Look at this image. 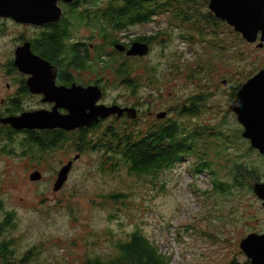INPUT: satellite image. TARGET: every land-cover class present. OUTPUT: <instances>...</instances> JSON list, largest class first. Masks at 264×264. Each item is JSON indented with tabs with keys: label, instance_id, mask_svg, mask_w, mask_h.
I'll return each mask as SVG.
<instances>
[{
	"label": "rangeland",
	"instance_id": "374dc122",
	"mask_svg": "<svg viewBox=\"0 0 264 264\" xmlns=\"http://www.w3.org/2000/svg\"><path fill=\"white\" fill-rule=\"evenodd\" d=\"M108 1L104 0L103 6ZM180 4L186 13L197 12L183 22L182 28L173 19L176 9H166L149 23L117 33L116 37L127 44L140 38L150 41L151 50L146 57L129 61L100 39L95 27L73 26L68 43L91 44V60L97 56L94 46L101 45L108 63L106 68L94 63L85 70L74 71L77 81L86 85L101 80L104 102L133 106L140 114L133 120L103 123L86 134L90 145L80 150L73 145L75 134L69 135L61 146L41 151L31 147L32 134L3 132L0 244L10 243L13 255L9 262L90 264L98 260L108 264L118 257L117 246L139 233L161 251L169 264H252L239 245L249 234H264L263 201L253 191V183L264 180V167L259 168L264 161L240 138L243 128L230 106L237 86L264 69V46L258 47L261 34L256 42L249 43L215 14V19L206 18L212 17L210 0H181ZM61 6L64 15L68 14ZM87 7L83 1L82 11ZM213 20L217 21L216 26L212 25ZM5 24L0 33V105L2 99L13 97L19 90L21 74L8 71L14 70L11 61L18 38L41 34L36 26ZM155 36L156 40H152ZM117 59L120 64L134 65L136 73L144 77L136 89L137 96L114 82L113 65ZM143 72L152 78V83H148ZM205 87L212 92L203 94L208 96L204 103L196 113L183 115L180 109L189 97ZM40 104L37 97L24 96L21 105L26 111ZM9 106L7 103L2 108ZM162 112H167V119L205 130L201 133L208 136L205 141L199 139V149L183 164L156 174L137 175L130 172L120 155L111 156L100 147L101 139L108 135L107 128L144 136L150 126L161 121L157 115ZM218 134H225L222 139L228 135L229 139L222 143ZM210 138V144L203 148ZM76 155L80 156L68 181L55 192L59 170ZM200 156L208 158L211 167L197 174L195 166ZM232 165L240 166V174L245 176L241 185L230 178ZM35 171L42 173L41 180L30 179ZM211 173H216L217 182L228 184L224 192L215 189ZM0 261H4L1 255Z\"/></svg>",
	"mask_w": 264,
	"mask_h": 264
},
{
	"label": "trees",
	"instance_id": "16d2710c",
	"mask_svg": "<svg viewBox=\"0 0 264 264\" xmlns=\"http://www.w3.org/2000/svg\"><path fill=\"white\" fill-rule=\"evenodd\" d=\"M83 1L88 6L83 11L81 9ZM104 0H75L73 4L66 6L68 14L64 15V18L56 24H47L43 27H35L41 31L40 36L35 38H28L26 40H32L34 43V50L38 52L44 58L52 61L60 67V81L61 82H73L76 81L73 76L72 70H85L92 64L103 65L106 68L108 63L104 60L103 55L105 51L102 50L101 45L95 46L96 59L93 61L89 58L90 46L79 43H68L72 36L73 26L93 28L95 27L99 33L100 39L107 42L109 46H113L115 43H120L121 40L116 37L118 32L125 31L131 26L138 24H146L151 21L156 13L165 11L166 9H176V15H174V22L180 23L179 27L185 26L183 22L196 15L195 10H190L186 13L185 9H182L180 4L181 0H109L105 6H103ZM80 14V15H79ZM212 15V14H211ZM78 18L75 20V18ZM198 21H201V16H196ZM215 19L214 16L206 17ZM213 26L217 25V21L213 20ZM95 37V35L93 34ZM156 40V36L152 40ZM143 42H150L149 39H137ZM152 42V41H151ZM124 45L125 42H121ZM79 44V45H78ZM129 45V44H128ZM84 47L87 56L84 53L79 52V48ZM69 52L70 55H66ZM116 54H120L114 51ZM114 56L112 54H108ZM116 61L113 65L114 82L122 84L131 90L132 96H137L136 89L140 82L144 80V77L137 74V67L130 66V63ZM192 72L195 70H191ZM144 73V72H143ZM148 80V83H152V78L144 73ZM197 75V73H195ZM188 78V76H187ZM101 80L96 83H100ZM242 84L238 85L234 92H238ZM209 87L201 88L196 95L190 96L185 105L180 109L181 113L185 116L196 113L204 101L207 99V95H203L207 92L210 94L212 91L207 90ZM27 92V90H24ZM21 107V106H20ZM19 106H14V101L10 104L9 112L18 114L20 111ZM23 109V108H22ZM2 113V111H1ZM235 115V114H234ZM1 116V114H0ZM237 117V116H236ZM189 121V119H187ZM162 121L164 123H162ZM238 121V120H237ZM239 124V122H238ZM102 125V124H101ZM101 125L95 124L92 127H86L71 132H63L60 130H36V131H24V133L32 134L31 147H36L41 151H47L61 146L68 140V136L75 134L76 141L74 146L80 150L87 148L90 144L87 141V133L92 132L99 128ZM123 130H129L126 127ZM200 128L189 127V123L181 120H172L165 118L153 124L148 128L147 133L144 136H138L133 132H115L116 128H107V136H104L100 141V147H104L108 153L120 155L124 163L129 165L130 172L139 174H156L161 171H167L174 168L176 165H181L186 161L188 156H191L199 149V139L206 140L208 136L202 135ZM207 131H212L211 128H206ZM7 131L9 134L14 133L12 129L6 130L5 127L0 128V138L3 132ZM106 132V131H105ZM34 133H40L39 136L34 137ZM241 133V132H240ZM209 135L210 133H207ZM216 135V133H214ZM225 134H218L219 138ZM212 136V135H209ZM229 139L228 135L222 139V143H226ZM212 138L202 146L205 148L210 144ZM103 143V144H102ZM33 145V146H32ZM97 146H93L95 148ZM2 150L3 148L0 147ZM211 167V162L208 158L200 156V162L195 166V172L201 174L206 172ZM240 167V166H238ZM236 182L241 185V180L245 179L241 173V169H237ZM214 177L215 189L222 193L227 189L228 184L224 182H217L216 173H211ZM7 222V221H6ZM7 225V224H5ZM8 244H0V255L5 260L6 264H15V262H9V258L12 257L13 251L8 247ZM119 255L116 260L108 264H169L161 251L154 247L153 244L139 233H134L130 237L128 242L120 243L117 246ZM87 264V263H86ZM90 264H104L96 260Z\"/></svg>",
	"mask_w": 264,
	"mask_h": 264
},
{
	"label": "water",
	"instance_id": "95a60500",
	"mask_svg": "<svg viewBox=\"0 0 264 264\" xmlns=\"http://www.w3.org/2000/svg\"><path fill=\"white\" fill-rule=\"evenodd\" d=\"M74 1L0 0V17L11 18L25 26L43 27L59 23L63 16L60 4H72ZM209 9L217 18L227 21L249 43L256 42L261 34L258 47L264 46V0H210ZM114 48L119 52L126 50L122 44H115ZM149 50L147 44L136 42L126 52V56L144 57ZM13 65L28 76L26 84L30 93L43 95L44 102L56 104L52 111H28L0 118V124L8 125L15 131L62 129L71 132L90 127L113 115L121 117L127 113L129 117L136 118L137 111L134 108L97 105L103 95L98 86H58V67L35 54L30 42H25L15 50ZM59 109H66L69 114L62 115ZM230 110L244 127L243 138L250 141L253 149L264 154V69L241 86ZM165 116V113H161L157 117L163 119ZM79 156L76 155L59 170L54 184L55 192L60 191L68 181L73 164ZM42 177L40 171H35L30 179L38 181ZM253 191L263 201L264 209V184H254ZM239 246L252 264H264V234H249L241 240Z\"/></svg>",
	"mask_w": 264,
	"mask_h": 264
},
{
	"label": "flooded vegetation",
	"instance_id": "af4514ba",
	"mask_svg": "<svg viewBox=\"0 0 264 264\" xmlns=\"http://www.w3.org/2000/svg\"><path fill=\"white\" fill-rule=\"evenodd\" d=\"M74 3V2H73ZM72 3V4H73ZM65 8H66V6L67 5H71V4H64V3H61ZM61 4H60V6H61ZM62 7V6H61ZM63 9V8H62ZM212 13V12H211ZM80 15V14H79ZM155 15H157V13L155 14ZM154 15V16H155ZM212 15H214L213 13H212ZM215 17V16H214ZM64 18V10H63V16H62V19ZM61 19V20H62ZM5 21L6 22H10L11 24H15V25H21V26H25V25H23V24H20V23H17V22H15L13 19H11V18H1L0 17V33H2L4 30H5V26H6V24H5ZM56 24V23H55ZM138 25H140V24H138ZM136 26V25H135ZM19 40H18V46L15 48V50L19 47V46H21V45H23L25 42H30L31 43V45H32V50H33V52L35 53V54H37V55H39V56H41L40 54H38V52H36L35 50H34V48H33V46H34V43H33V39L32 40H26L25 38H24V36H20L19 38H18ZM136 42H140V43H143V44H147L148 46H149V48H150V50H151V44H149L148 42H143V41H139V40H134V41H132V43H125L126 45H124L123 43H115V44H122V45H124L125 47H126V50L124 51V52H119V51H117L115 48H114V45H113V49H114V51H117V52H119L120 54V56H125V58H127V60L129 61V60H133V59H137V58H143V57H127L126 56V52L130 49V47L132 46V44L133 43H136ZM79 44H85V43H79ZM78 44V45H79ZM87 45V44H86ZM88 46H90V48L92 47V45L90 44V45H88ZM95 47V46H94ZM89 48V52L88 53H90V51H91V49ZM79 50V52H82V53H84L83 55H85V56H87L88 55V53L86 52V50H85V48L84 47H82V48H79L78 49ZM94 50H95V48H94ZM150 50H149V53H150ZM148 53V54H149ZM147 56V55H146ZM146 56H144V57H146ZM14 57H15V51H14ZM43 57V56H42ZM97 57V56H96ZM44 58V57H43ZM90 58V57H89ZM44 59H46V58H44ZM96 59V58H95ZM94 59V60H95ZM46 60H48V59H46ZM93 60V61H94ZM14 61V60H13ZM13 61H11V62H13ZM48 61H50V60H48ZM51 63H52V65H54V66H57L58 67V69H59V71H58V76H57V85L58 86H65V87H68V88H70V87H72V85H74V84H76V85H78V86H83V87H88V86H98V87H100L101 88V90H102V92H103V95H102V97H101V99L97 102V105H106V106H113V105H118V106H120V107H122V108H134V109H136V111H137V114H136V118H137V116H138V114H140V111H139V109H137V108H135V107H133V106H121V105H119V104H117V103H114V102H111V103H106V102H104L103 101V99H104V94H105V92H104V83H91V84H86V85H82V84H80L78 81H77V78H76V75L74 74V71H79V70H72L71 72L73 73V76H75V78H76V81H73V82H61L60 81V67L57 65V64H54L52 61H50ZM10 63V62H9ZM8 68V67H7ZM8 71L9 72H12V73H20L21 74V79H20V86H19V90H17V93L13 96V97H11V98H9V99H2L1 100V105H0V107H1V109H2V113H1V110H0V114H1V116H0V118H2V117H7V116H14V115H20L21 113H23V112H28V111H40V110H44V111H52L53 110V108L55 107V103H50V102H44L43 101V99H44V96L43 95H40V94H37V95H35V94H32V93H30V91H29V89H28V86H27V84H26V81H27V79H28V76H26L27 78H23V75L24 74H22L17 68H15L14 67V70L13 71H11V70H9L8 69ZM24 79V80H23ZM139 86V85H138ZM27 90V92H25L24 90ZM24 96H29V97H32V96H34V97H37L38 99H39V102L41 103L37 108H35V109H31V110H23L22 109V99H23V97ZM170 96H171V94H170ZM236 96H237V94H236ZM236 99V98H235ZM14 101V106H16V107H20L21 109H20V111H19V113L18 114H13V113H10L9 112V108H6L5 110H3V106L4 105H6L7 103H9V104H12V102ZM234 101V100H233ZM232 101V102H233ZM10 107V106H9ZM59 113L60 114H62V115H66V114H69V111L68 110H66V109H59ZM162 113H165L166 114V116H165V118H167V112H162ZM148 114H151V112H149ZM159 114H161V113H159ZM158 114V115H159ZM157 115V116H158ZM236 115V114H235ZM237 116V115H236ZM136 118H134V119H136ZM165 118H163V119H158V117H157V119L158 120H164ZM113 119H115V120H133V118H131V117H129L128 116V114L127 113H124L121 117H117L116 115H113V116H110V117H107V118H105V119H101L100 120V122L99 123H97V125H101V124H103V123H105V122H107V121H110V120H113ZM236 119H237V117H236ZM238 122V121H237ZM95 125V124H94ZM94 125H92V126H94ZM239 125L243 128V130L242 131H240L241 133H240V138H241V136L243 135V132H244V127L239 123ZM0 126H3V127H5L6 128V130H9V129H12L10 126H8V125H2V124H0ZM92 126H90V127H92ZM3 127H0V128H3ZM83 128H86V127H83ZM80 129H82V128H80ZM13 130V129H12ZM54 130H60V131H63V132H66V131H64V130H62V129H54ZM77 130H79V129H77ZM14 132H17V131H15V130H13ZM43 131H47V130H43ZM49 131V130H48ZM51 131V130H50ZM75 131V130H74ZM21 133H23V132H21ZM242 138H243V136H242ZM243 141H245L246 143L248 142V144L251 146V143H250V141L248 140V139H246V138H243ZM252 148V147H251ZM255 150V149H254ZM258 153H259V156L262 158V160L264 161V154H262V153H260L258 150H256ZM237 167H238V165H237ZM236 166H234V165H232V170H231V175L232 176H230V178L231 179H233V181L235 180H238V178L236 177L237 176V169H239V167L237 168ZM261 167H264V162H262L261 163V165L259 166V168H261ZM257 183H259V184H264V180H260L259 182H254L253 183V185L254 184H257ZM263 206V205H262ZM263 211H264V209H263ZM263 235V234H262ZM0 264H6V262H5V260L4 261H0Z\"/></svg>",
	"mask_w": 264,
	"mask_h": 264
}]
</instances>
